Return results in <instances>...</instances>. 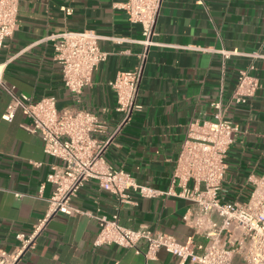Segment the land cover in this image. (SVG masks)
<instances>
[{"label": "crops", "instance_id": "crops-1", "mask_svg": "<svg viewBox=\"0 0 264 264\" xmlns=\"http://www.w3.org/2000/svg\"><path fill=\"white\" fill-rule=\"evenodd\" d=\"M124 1L18 2L16 28L0 48V250L11 252L19 244L15 234L30 232L48 212L55 186L47 176L53 164H62L44 153L39 133L29 131L31 120L21 110L2 118L11 100L5 87L30 101L54 97L58 108L74 105L54 58L55 35L64 31L92 30L102 37L99 47L106 60L93 69L79 105L106 121L108 132L101 137L110 139L103 156L114 168L166 191L188 123L213 120V104L220 102L224 117L240 130L227 153L221 200L245 202L251 180L264 175V0H162L138 86L141 108L118 126L122 115L115 111L109 82L134 68L144 51L142 26L127 19L120 7ZM242 70L258 78L260 87L247 103L235 104L230 95ZM71 204L83 211L98 208L107 217L118 214L126 227L145 225L180 243L205 242L184 219L194 205L183 198L130 192L129 202H119L88 180ZM97 232L95 219L85 214H55L18 264H193L163 249L147 260L130 248L94 246ZM233 261L245 264L237 256Z\"/></svg>", "mask_w": 264, "mask_h": 264}, {"label": "built area", "instance_id": "built-area-1", "mask_svg": "<svg viewBox=\"0 0 264 264\" xmlns=\"http://www.w3.org/2000/svg\"><path fill=\"white\" fill-rule=\"evenodd\" d=\"M161 1L125 0L120 5L130 22L142 26L143 39L139 43L144 51L134 68L119 72L109 82L115 96V111L122 115L118 126L141 108L136 103L138 86ZM18 2L0 0V48L16 28ZM62 10L71 13L70 8ZM55 37L54 58L61 67L64 87L74 97V105L58 108L54 97L30 101L27 96L16 95L5 87L11 100L2 118L8 120L15 110H21L31 120L29 131L39 133L44 153L62 164H53L47 176L55 186L48 199V212L30 232L15 234L19 244L11 252L0 250V264H18L24 253L33 248L46 221L55 214H85L95 219L98 225L94 246L130 248L142 253L147 260L154 259L163 249L180 262L193 264H233L235 256L245 264H264V175L251 180L252 190L245 202L222 201L219 195L227 169V153L234 136L240 131L237 124L224 117L220 102L213 104L217 108L213 120H191L188 123L169 188L162 192L141 185L129 173L114 168L105 160L103 153L110 137L102 139L101 135L108 132L107 123L79 105V95L90 84L93 69L106 60L107 53L99 47L102 37L92 30L64 31ZM2 73L0 66V85H3ZM259 87L258 78L248 70H242L238 73L230 100L245 104ZM88 180H95L100 188L117 196L119 202H129L130 192L148 198L165 194L190 201L194 209L184 219L192 225L195 235L203 237L205 242L196 243L189 239L180 243L174 236L152 231L145 225L126 227L119 222L118 214L107 217L98 208L83 211L73 207L71 200ZM142 243L145 244L143 249L140 248Z\"/></svg>", "mask_w": 264, "mask_h": 264}, {"label": "rangeland", "instance_id": "rangeland-1", "mask_svg": "<svg viewBox=\"0 0 264 264\" xmlns=\"http://www.w3.org/2000/svg\"><path fill=\"white\" fill-rule=\"evenodd\" d=\"M233 264H234V261H233Z\"/></svg>", "mask_w": 264, "mask_h": 264}]
</instances>
